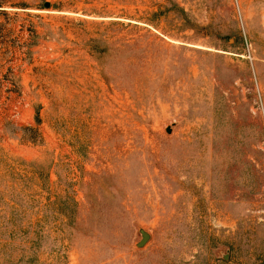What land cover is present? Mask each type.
<instances>
[{
	"label": "rangeland",
	"instance_id": "rangeland-1",
	"mask_svg": "<svg viewBox=\"0 0 264 264\" xmlns=\"http://www.w3.org/2000/svg\"><path fill=\"white\" fill-rule=\"evenodd\" d=\"M0 264H264V0H0Z\"/></svg>",
	"mask_w": 264,
	"mask_h": 264
},
{
	"label": "water",
	"instance_id": "water-1",
	"mask_svg": "<svg viewBox=\"0 0 264 264\" xmlns=\"http://www.w3.org/2000/svg\"><path fill=\"white\" fill-rule=\"evenodd\" d=\"M44 6L49 8L51 6V3L46 1L44 3ZM167 131L171 132V127H168ZM140 233H141L142 237H141V240L139 242H137L138 247H142L151 237V234L147 230H145L144 228H140Z\"/></svg>",
	"mask_w": 264,
	"mask_h": 264
}]
</instances>
